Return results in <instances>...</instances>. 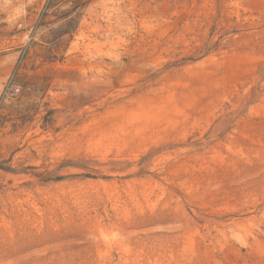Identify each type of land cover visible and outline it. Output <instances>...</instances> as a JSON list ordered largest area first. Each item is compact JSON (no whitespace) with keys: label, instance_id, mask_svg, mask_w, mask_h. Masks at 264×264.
I'll return each instance as SVG.
<instances>
[{"label":"rangeland","instance_id":"1","mask_svg":"<svg viewBox=\"0 0 264 264\" xmlns=\"http://www.w3.org/2000/svg\"><path fill=\"white\" fill-rule=\"evenodd\" d=\"M0 264H264V0H0Z\"/></svg>","mask_w":264,"mask_h":264}]
</instances>
